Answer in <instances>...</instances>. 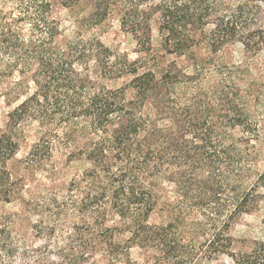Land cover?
I'll return each instance as SVG.
<instances>
[{"label":"trees","instance_id":"1","mask_svg":"<svg viewBox=\"0 0 264 264\" xmlns=\"http://www.w3.org/2000/svg\"><path fill=\"white\" fill-rule=\"evenodd\" d=\"M58 1L68 10L87 8L74 37L65 35L51 0H11L10 12L0 0V101L19 102L0 136V202L19 201L38 218L31 230L43 243L32 250L15 239L23 218L6 215L0 261L133 264L136 245L142 264H193L221 252L226 220L255 210L264 197V87L256 81L242 87L250 63L228 64L221 55L236 43L248 59L264 49V27L250 29L261 22L256 1L155 5L167 54L207 51L188 69L154 53L146 9L154 0ZM113 12L135 36L141 54L135 60L86 35ZM17 75L19 81H9ZM123 77L131 79L120 88L105 83ZM33 125L38 139L12 171L8 162ZM54 151L89 167L61 185L64 173L48 167ZM38 168L49 171L52 185L30 189ZM163 184L174 186L179 199L165 207L167 224L152 225ZM116 218L121 225L111 226ZM231 259L264 264V243Z\"/></svg>","mask_w":264,"mask_h":264},{"label":"rangeland","instance_id":"2","mask_svg":"<svg viewBox=\"0 0 264 264\" xmlns=\"http://www.w3.org/2000/svg\"><path fill=\"white\" fill-rule=\"evenodd\" d=\"M161 0H154L146 8L152 12V19L150 21L152 29V46L154 53L164 56V61L166 63L176 62L179 67L188 69L191 66L192 58L195 56L202 57L207 51L202 47L194 49L195 51L183 56L170 55L163 50V38L160 32L162 28V18L160 13L154 11L155 5L160 3ZM252 1V0H249ZM256 1V11L255 14L259 17L261 22L251 25L250 29L252 31H257L259 27H264V3L261 0ZM5 5L3 8L10 12L14 7L11 0H5ZM54 6L56 16L62 21L63 29L67 37H74L79 29L77 26V19L86 14L87 8L83 4L74 10H68L60 5L58 0H51ZM85 2V1H84ZM120 14L118 12H113L107 20L100 26H95L89 29L88 36L97 35L103 43L113 49L115 52L121 54H127L131 60L137 59L141 56L139 48L135 39V36L131 32H127L123 29L120 20ZM258 24V26H257ZM211 28H208L210 31ZM223 60L228 64L243 65L249 64L251 67L250 73L243 79L241 86L247 88L251 86L253 82H257L259 86L264 87V49L257 55L252 56L248 59V55L244 50L241 43H236L232 47H229L226 51L221 53ZM131 77H123L122 79H117L113 81H105L107 87L112 89H117L124 86ZM20 77L17 75L9 81H19ZM16 96L11 100V103L5 102V99L0 101V136L6 131L8 125V115L11 113L19 104L16 102ZM38 139V133L36 132V127L29 126L25 129L23 138H21V145L17 151V155L14 159L8 162V168L12 171H18L20 168L19 161L25 159L31 152V147ZM50 166V167H49ZM50 170L52 168L57 171H62L64 174L59 180V184H67L74 176L79 174L84 169L88 168L89 165L85 161L74 160L68 162L65 154L62 151H54V156L52 162L48 164ZM49 171H44L41 168L34 173V179L29 182L31 188L42 187L44 185L51 186L52 181L49 176ZM160 191L163 193L162 201L155 211L151 214L149 218V223L152 225H163L170 221L171 216L167 212V203H175L179 196L175 193L174 186L169 184H163ZM260 193L264 195V191L261 190ZM6 215H21V219L15 226L13 236L15 239L24 240L26 247L30 249H36L42 246L43 243L39 241L31 230L34 222L38 219L35 217H30L26 215L23 209V205L19 201H13L12 203L0 202V220ZM196 215L188 218L189 221L196 219ZM226 220L227 226L223 228V237L219 240L221 252L212 255L210 258H201L199 261L193 264H232V255H238L240 253H247L252 251L257 243H264V197L261 198L259 206L248 214L240 215L234 220ZM111 226H120L121 220L116 218L110 223ZM194 237L201 238L199 232H193ZM129 235H125L119 238V241H126ZM22 252V251H20ZM131 259L133 264H142L143 256L138 246H131ZM22 264L19 258L15 262L6 259L5 261H0V264ZM126 264V263H123Z\"/></svg>","mask_w":264,"mask_h":264}]
</instances>
